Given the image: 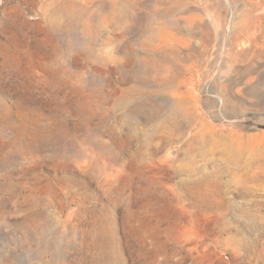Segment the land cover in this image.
Segmentation results:
<instances>
[{"label":"rangeland","instance_id":"obj_1","mask_svg":"<svg viewBox=\"0 0 264 264\" xmlns=\"http://www.w3.org/2000/svg\"><path fill=\"white\" fill-rule=\"evenodd\" d=\"M0 264H264V0H0Z\"/></svg>","mask_w":264,"mask_h":264},{"label":"bare ground","instance_id":"obj_2","mask_svg":"<svg viewBox=\"0 0 264 264\" xmlns=\"http://www.w3.org/2000/svg\"><path fill=\"white\" fill-rule=\"evenodd\" d=\"M255 206V205H254ZM261 206V205H260Z\"/></svg>","mask_w":264,"mask_h":264}]
</instances>
